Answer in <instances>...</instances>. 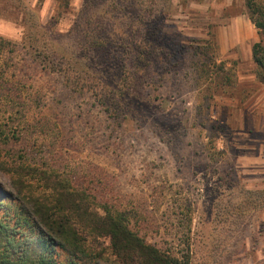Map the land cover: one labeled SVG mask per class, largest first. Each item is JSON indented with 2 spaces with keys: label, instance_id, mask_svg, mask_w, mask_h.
<instances>
[{
  "label": "rangeland",
  "instance_id": "rangeland-1",
  "mask_svg": "<svg viewBox=\"0 0 264 264\" xmlns=\"http://www.w3.org/2000/svg\"><path fill=\"white\" fill-rule=\"evenodd\" d=\"M120 4L0 0V38L15 45L0 66L17 91L0 100V128L15 132L5 160L108 204L189 264H264V85L248 59L264 32L244 0H146V20L164 6L162 31L184 49L165 51L129 86L109 49L137 35L129 18L145 9ZM97 36L107 46L96 48ZM40 61L70 66L69 77ZM0 184L9 187L8 175Z\"/></svg>",
  "mask_w": 264,
  "mask_h": 264
},
{
  "label": "trees",
  "instance_id": "trees-1",
  "mask_svg": "<svg viewBox=\"0 0 264 264\" xmlns=\"http://www.w3.org/2000/svg\"><path fill=\"white\" fill-rule=\"evenodd\" d=\"M127 1L133 4L138 1L145 13L143 17L136 13L129 18L130 23L140 24L135 29L137 35H119L109 51L114 50L118 58L124 59L119 76L130 86L135 79L146 78L150 73H147L148 70L156 65V58L165 51L176 54L179 49H184V45L171 41L172 37L163 33L161 20L164 6L155 9L153 17L146 20V9L149 7L146 0ZM155 1L166 3V0H150V3ZM244 5L249 21L260 35L264 32V0H244ZM56 16L45 27L40 26L42 30L47 26L56 27L59 15ZM94 39L96 48L108 44L106 37L97 36ZM203 43L209 45V41ZM14 46L0 38V54L4 51L13 53ZM251 55L256 65V77L264 85L262 40L252 45ZM81 60L72 59L78 69L77 76L83 73V69L80 70L82 64H79ZM40 63L45 70L59 72L66 78L70 75V66L65 68L66 64ZM219 67L218 71L224 70ZM16 94V89L0 66V100L6 96L15 97ZM5 111L19 113L13 107ZM14 135L15 132L7 133L0 128V173L8 175L10 183L8 188L0 184V264H189L187 255H172L148 244L130 228L123 213L113 210L108 204L99 205L95 198L77 192L67 182L52 181L47 172L41 173L27 164L5 160L2 154L4 147L11 138H15ZM32 180L42 183V193L36 192Z\"/></svg>",
  "mask_w": 264,
  "mask_h": 264
},
{
  "label": "crops",
  "instance_id": "crops-1",
  "mask_svg": "<svg viewBox=\"0 0 264 264\" xmlns=\"http://www.w3.org/2000/svg\"><path fill=\"white\" fill-rule=\"evenodd\" d=\"M258 36H259V35H258ZM260 40H261V39H259V40H257V41H253L252 44H251V47H252V45H253L254 43L259 42ZM248 59H249L250 61L253 62L251 53H250V56L248 57ZM253 63H254V62H253ZM254 65H255V63H254ZM255 67H256V65H255Z\"/></svg>",
  "mask_w": 264,
  "mask_h": 264
}]
</instances>
